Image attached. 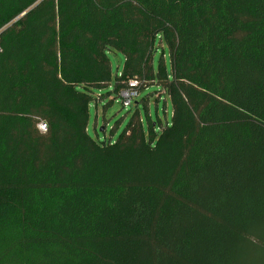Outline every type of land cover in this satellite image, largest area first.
<instances>
[{"label":"trees","instance_id":"1","mask_svg":"<svg viewBox=\"0 0 264 264\" xmlns=\"http://www.w3.org/2000/svg\"><path fill=\"white\" fill-rule=\"evenodd\" d=\"M131 79L170 126L93 140ZM45 263L264 264V0H0V264Z\"/></svg>","mask_w":264,"mask_h":264},{"label":"rangeland","instance_id":"2","mask_svg":"<svg viewBox=\"0 0 264 264\" xmlns=\"http://www.w3.org/2000/svg\"><path fill=\"white\" fill-rule=\"evenodd\" d=\"M160 53L161 51H157V56ZM166 55L165 51L166 66L170 70L169 60ZM108 59L114 81V77L122 71L124 57L119 52H109ZM144 98H147L146 112L151 117V121L156 124L154 128V143L158 137L159 125L170 126L172 118V107L168 97L155 85L143 88L140 91L139 97L128 108L123 107L120 97L113 93L112 83L108 87L96 91L94 100L89 105L90 122L88 125V135L95 141H115L126 127L128 119L134 110L135 103H139L140 115L145 119V110L141 103V100ZM256 241V239L252 240V242L258 243Z\"/></svg>","mask_w":264,"mask_h":264},{"label":"built area","instance_id":"3","mask_svg":"<svg viewBox=\"0 0 264 264\" xmlns=\"http://www.w3.org/2000/svg\"><path fill=\"white\" fill-rule=\"evenodd\" d=\"M139 94V82L136 79H131L127 82L126 86L120 90L118 96L121 99L122 106L128 108L132 105L133 101L139 97ZM38 127L41 131L45 130L44 123H40Z\"/></svg>","mask_w":264,"mask_h":264},{"label":"water","instance_id":"4","mask_svg":"<svg viewBox=\"0 0 264 264\" xmlns=\"http://www.w3.org/2000/svg\"><path fill=\"white\" fill-rule=\"evenodd\" d=\"M102 130V129H101Z\"/></svg>","mask_w":264,"mask_h":264}]
</instances>
